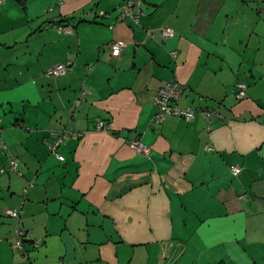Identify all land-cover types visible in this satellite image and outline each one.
Listing matches in <instances>:
<instances>
[{
  "label": "crops",
  "instance_id": "obj_1",
  "mask_svg": "<svg viewBox=\"0 0 264 264\" xmlns=\"http://www.w3.org/2000/svg\"><path fill=\"white\" fill-rule=\"evenodd\" d=\"M172 81L218 115L152 123ZM0 264H264V0H4Z\"/></svg>",
  "mask_w": 264,
  "mask_h": 264
},
{
  "label": "built area",
  "instance_id": "obj_2",
  "mask_svg": "<svg viewBox=\"0 0 264 264\" xmlns=\"http://www.w3.org/2000/svg\"><path fill=\"white\" fill-rule=\"evenodd\" d=\"M3 2L4 0H0V4ZM139 7L140 5L138 3H135L132 1L126 2L122 11L120 12L119 19L122 21L125 19H129L133 21V23H136L139 18V15L141 14ZM57 30L61 32L62 26L57 25ZM172 35H173V32L169 29H163L161 31V36L163 38H169ZM108 47L110 48V52L116 57L121 53L122 48H123L122 44L118 42H111L109 43ZM71 66H72V63L70 62L57 63L51 66L48 69L47 73L53 76L64 75L71 69ZM245 88L246 86L242 81H238L235 84L234 94L237 99H241L245 96ZM181 90H182V86L178 84L177 82L172 81V82H167L163 84L160 88H158L154 92L152 96V104L155 107L156 111L152 117V123H161L164 120L166 115H173V116L185 119L187 121L192 120L195 116V113L201 114L208 121H210L211 117H215L218 115V112L214 109H208V108L181 109V108H178L175 103H176V100L180 96ZM96 129H103L102 123H98L96 125ZM76 135L68 128L58 131L55 134L56 138H55L54 144L50 147L52 152L56 154L55 149L59 145V143H61L63 140L71 136L76 137ZM131 144L133 148L135 147L142 148L141 143L138 141H134ZM56 156L58 160L60 161L63 160V157L61 155L56 154ZM10 165H11L10 169H14V161L12 159L10 161ZM229 169H230L231 174L234 176H236L238 172L240 171V168L236 165H231ZM5 215L10 218H18L19 210L11 208V207H7L5 209ZM28 238H29L28 232L22 228L17 227L15 229L14 241L12 243L13 248L21 249L23 247L24 241L27 240ZM39 242L40 240L36 239L34 242V245H38Z\"/></svg>",
  "mask_w": 264,
  "mask_h": 264
},
{
  "label": "trees",
  "instance_id": "obj_3",
  "mask_svg": "<svg viewBox=\"0 0 264 264\" xmlns=\"http://www.w3.org/2000/svg\"><path fill=\"white\" fill-rule=\"evenodd\" d=\"M15 209V208H14ZM19 215H20V211H19ZM14 219H16V220H18L19 219V216H18V218H14ZM20 228V227H19Z\"/></svg>",
  "mask_w": 264,
  "mask_h": 264
},
{
  "label": "rangeland",
  "instance_id": "obj_4",
  "mask_svg": "<svg viewBox=\"0 0 264 264\" xmlns=\"http://www.w3.org/2000/svg\"><path fill=\"white\" fill-rule=\"evenodd\" d=\"M27 80H28V78H26ZM25 80V79H24ZM27 84H29V83H27Z\"/></svg>",
  "mask_w": 264,
  "mask_h": 264
}]
</instances>
